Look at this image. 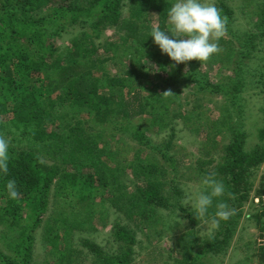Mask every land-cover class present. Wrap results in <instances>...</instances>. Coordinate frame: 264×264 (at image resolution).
Returning <instances> with one entry per match:
<instances>
[{
	"label": "trees",
	"instance_id": "16d2710c",
	"mask_svg": "<svg viewBox=\"0 0 264 264\" xmlns=\"http://www.w3.org/2000/svg\"><path fill=\"white\" fill-rule=\"evenodd\" d=\"M85 1L86 7L80 5L82 0H0V134L10 140L11 156L8 175L0 176V223L6 228L0 232L2 242L12 251L0 248V264L33 263L35 231L50 202L53 208L42 229L47 249L40 264H87L86 254L91 264L135 263V233L120 221L112 222L109 238L103 243L81 233L102 216V211H92L101 188L109 194L120 192L114 206L143 225L150 239L161 225L156 207L173 206L164 201L161 188L171 187L174 194L181 195L165 165L149 155L148 160L142 158L143 146L158 145L143 138L140 130L146 110L179 106L174 103L178 93L171 89L174 75L183 77H177L181 84L194 80L184 97L190 109L174 113V117L187 122L195 118L200 124L207 119L198 109L202 99L210 95L228 99L219 105V116L203 125L205 155L215 150L217 140L227 139L219 162L214 171L207 172L205 166L215 159L199 157L194 168L201 178L215 173L224 182L231 193L225 196L230 207L249 199L251 174L264 160V143L246 149L244 122L229 124L233 116L227 109L241 92L244 66L254 60L264 69V5L254 24L260 32L253 26L241 31L230 19L233 4L212 1L227 17L226 32H231L220 39L221 50L208 59L222 61L226 67L229 64L234 72L226 77L228 84L221 86L197 60L188 61L190 71L195 70L194 78L185 77L188 71L183 72L148 37L153 27L166 26L171 0H131L128 16L121 13L123 0ZM151 11L156 13V25L151 23ZM109 27L117 31L119 41L99 42ZM68 28L79 32L62 47L58 39ZM101 47L104 51L97 54ZM165 113V109L159 112ZM173 138L169 136L162 151L168 152L164 161L171 165L175 164L169 154ZM129 171L136 177L131 190L120 186L121 177ZM10 179L16 181L19 192L15 200L5 190ZM262 192V187L255 191L257 195ZM65 206L75 207L73 217ZM180 208L194 226L192 211ZM256 217H264V210ZM184 236H178L175 247L188 255L185 252L192 251L195 238L188 242ZM150 246L146 255L148 264H153L159 251L156 244ZM167 254L162 264L176 263L173 252Z\"/></svg>",
	"mask_w": 264,
	"mask_h": 264
},
{
	"label": "rangeland",
	"instance_id": "374dc122",
	"mask_svg": "<svg viewBox=\"0 0 264 264\" xmlns=\"http://www.w3.org/2000/svg\"><path fill=\"white\" fill-rule=\"evenodd\" d=\"M79 2L81 0H78ZM82 7H86V1L82 0ZM213 1V0H212ZM233 4L234 12L232 17L235 27L239 28L241 31H245L247 28H257L254 24L260 19H258V14L262 8L264 0H228ZM173 3L174 0H171ZM130 3L131 0H123L122 15L128 16L130 14ZM88 5V4H87ZM47 12V9L45 10ZM152 12L151 23L156 25V13ZM256 24V25H257ZM263 29V28H262ZM260 32V28L256 29ZM76 33H75V32ZM79 32V29L73 30L68 28L61 32L59 37V44L65 47L70 39ZM113 29V27L106 28L103 36L99 39V42H103L106 39L111 42H117L118 34ZM231 33V32H226ZM104 51L101 47L97 54ZM260 53V52H259ZM104 54V53H103ZM105 53L104 55H107ZM110 54V53H109ZM123 61H127L124 57ZM144 60V59H143ZM146 62V61H145ZM200 63V62H199ZM188 62L184 64H179L183 72L188 71L185 77L194 78L195 70L190 71ZM231 67V66H230ZM229 64L226 67L223 65L222 61H205L200 63V68L207 71L211 79H218V83L221 86L227 85L226 77L231 76L234 72L230 69ZM259 63L249 61V67L246 65L240 71L244 75V81L242 86H240L241 92L237 94L236 98L234 96L235 103L230 106L231 118L229 119V124L233 122L243 121L246 131V145L245 148L249 149L252 146H257L264 143V69L260 68ZM109 71L112 67L108 66ZM242 76V75H241ZM177 77H181L180 74L174 75V83L171 89L178 93V98L174 103L171 104L169 108L167 107H153L142 115L140 130L144 131V137L146 140H150V143L158 145L157 148H150L143 146L144 151L142 158L146 156L155 157L157 161L165 165L168 169V177L173 181V184L179 188L181 195L174 194L171 187L161 188L162 198L168 203H172L173 206L163 207L157 206L156 210L161 217V225L157 228V235L155 238L150 239L144 232L143 225L139 224L126 216L123 212H120L114 204L113 201L120 193L116 191L113 194H109L106 188H101L95 197V202L92 205L93 213L99 214L102 211V216L96 217L92 221V228L87 229V232L81 233L85 237H89L99 243L106 241L109 238L110 229L112 228L113 221H120L122 224L128 226L135 233L137 239L134 245V264H148L147 261V248L150 244H156L159 254L156 256V261L153 264H162V260L166 259L168 251H172L174 254V261L177 264H197L199 261H203L206 264H264V257L262 258L263 248L261 246V236L264 231L260 230L264 227V217L257 219L258 212L264 210V208L256 207L253 204V197L256 193L255 191L263 187V176H264V160L259 165V167L254 170L251 174L250 183L252 184L250 189L249 199L242 200L240 204L236 205L232 203V208L235 209V214L227 221H221L219 228L215 230L214 238L209 239L206 235V227L203 220H197L194 215V221L196 223L192 226L188 218H185L181 212L180 207L187 208L191 211L189 206H183V199L185 195V190L189 187L195 189L200 186L201 173L199 174L195 167V159L202 157L203 159L214 158L215 160L210 165L205 166L207 172L214 171V167L219 162V157L221 154V149L223 144L227 142V139H218L217 145L214 151L210 155H205L204 141L207 137V132L205 131L204 123L208 119H214L219 116L220 108L219 105L226 103L228 100L224 96H208L202 99L199 103L198 109L203 112L202 116H206L205 122L198 124L193 120L189 122L184 121L182 117H174L173 114L179 111H188L190 105L185 103V95L191 91V86L193 82H188V84H181ZM243 77V76H242ZM183 78V77H181ZM220 81V82H219ZM190 100L193 99V95L189 96ZM239 100V101H237ZM230 105V102L227 104ZM166 110L167 113L159 114ZM222 113V112H221ZM193 116V114H191ZM189 116V113L187 114ZM194 117V116H193ZM196 125H200L197 128ZM228 127H226L227 129ZM173 135V147L171 148V159L175 164L171 165L164 161L167 158L168 152H162L164 149V144L169 140V136ZM221 135L218 134V136ZM124 139L128 140V137L124 135ZM131 144H136L135 141H130ZM173 150V151H172ZM147 154V155H145ZM145 159H150L146 157ZM128 171V170H127ZM125 176L121 177L120 186L123 189H133L135 185L136 177L132 171L127 172ZM257 195V194H256ZM225 199V197H224ZM178 204L180 207H178ZM67 210L71 211L69 215L73 217L75 213V207L65 206ZM53 208L52 203H49L48 209L43 216L41 224H39L35 231V242L33 246V263L40 264L44 258L47 247L42 242L43 226L46 223L48 216ZM177 217V218H176ZM88 223V222H87ZM90 226V224H87ZM6 226V225H5ZM4 227L0 223V231ZM3 229H6L5 227ZM228 231V232H226ZM3 233V232H2ZM0 232V248L7 253L12 252L4 242H2V234ZM185 233L184 239L191 242L193 238L195 241L192 243V251L185 252L188 255H183L182 251L177 250L175 245L178 240V236ZM80 234V233H78ZM183 239V241H184ZM215 243V244H214ZM78 249H83L78 247ZM149 249V248H148ZM264 255V254H263ZM86 263L91 264L92 260L89 255L86 254ZM173 264H176L172 261Z\"/></svg>",
	"mask_w": 264,
	"mask_h": 264
},
{
	"label": "clouds",
	"instance_id": "9594fccd",
	"mask_svg": "<svg viewBox=\"0 0 264 264\" xmlns=\"http://www.w3.org/2000/svg\"><path fill=\"white\" fill-rule=\"evenodd\" d=\"M166 15V26L153 27L148 37H152L161 53L176 65L192 60L205 62L221 50L219 41L226 33L228 20L212 0H174ZM10 159V140L0 134V176L8 175ZM5 190L9 199L15 200L19 196L15 180H8ZM260 195L251 197L254 205V198ZM225 196L230 197L231 193L215 173L203 176L198 188L185 190L183 206H189L194 217L208 225L205 231L209 239L214 238L221 221H227L235 214Z\"/></svg>",
	"mask_w": 264,
	"mask_h": 264
},
{
	"label": "built area",
	"instance_id": "2783aa9c",
	"mask_svg": "<svg viewBox=\"0 0 264 264\" xmlns=\"http://www.w3.org/2000/svg\"><path fill=\"white\" fill-rule=\"evenodd\" d=\"M263 187H264V180H263ZM254 202L256 205L264 206V188H263V193L259 197L254 198ZM260 242H261V246H262L263 251H264V233L261 236Z\"/></svg>",
	"mask_w": 264,
	"mask_h": 264
}]
</instances>
